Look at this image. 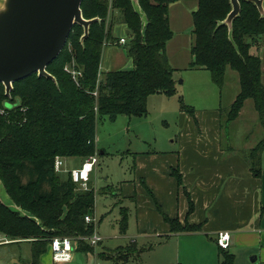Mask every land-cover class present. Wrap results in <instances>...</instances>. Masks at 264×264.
Segmentation results:
<instances>
[{"label": "trees", "instance_id": "trees-1", "mask_svg": "<svg viewBox=\"0 0 264 264\" xmlns=\"http://www.w3.org/2000/svg\"><path fill=\"white\" fill-rule=\"evenodd\" d=\"M179 1L137 0L135 7L131 0H82L83 19L98 20L92 22L82 42L83 28L73 26L62 52L46 67L54 80L33 74L13 83L8 97L0 83V183L18 208L13 210L0 202V235L11 241H29L30 264H39V257L53 238H70L77 241V251L93 252L92 246L78 239L93 234L94 225L85 223L84 218L93 216L95 192L89 183L88 190H79L69 173L59 177L54 172V159L76 158L83 162L95 153L98 119L108 117L113 121L120 115L144 117L149 96L175 95V70L166 55V46L173 38L169 7ZM230 11L229 0H197L196 10L191 13L188 69L208 71L219 90L225 83L227 70L236 73L239 92L226 113L227 122L236 120L244 102L251 100L264 128L261 60L251 53L257 43L264 42V18L254 4L241 1L240 12L229 31L223 21ZM115 25L129 32L125 44L119 46L125 50L132 69L102 75L103 47L119 40L114 35ZM71 63L81 72L77 85L64 71ZM179 102L180 110L194 118V110L181 99ZM263 151L264 139L243 152L254 177L260 175ZM170 175L182 187L178 169H171ZM182 189L190 215L193 203ZM156 209L172 234L202 231L200 224L185 221L181 225L177 218L165 215L157 204ZM121 213L123 233L127 209L123 208ZM135 252L127 246L98 257L113 264L126 263ZM218 256V264H233L234 255L228 249L218 248Z\"/></svg>", "mask_w": 264, "mask_h": 264}, {"label": "rangeland", "instance_id": "rangeland-1", "mask_svg": "<svg viewBox=\"0 0 264 264\" xmlns=\"http://www.w3.org/2000/svg\"><path fill=\"white\" fill-rule=\"evenodd\" d=\"M196 6L197 0H180L169 7V23L174 37L167 43L166 55L175 70L173 73L175 95L149 96L146 103L147 114L144 117L120 115L113 121L108 117H102L96 123L93 155L97 159V164L90 173L89 184L95 192L93 216L97 226L95 232L101 238V242L93 247V253L77 251V241L72 242L73 254L86 259L88 264H113L111 261L98 258V253L119 246H132L137 250L128 257L125 264L219 263L217 245L202 235L178 233L165 237L159 230L139 232L135 205L119 197L123 182L134 180L133 171L136 168L137 156L156 153L179 155L184 148L182 147L184 137L188 142L191 140L187 139V123H192V119L180 110L179 99L185 106L194 110V117L198 122H204L205 118H208V113L218 114L219 108L221 109L220 117L217 116L215 121L219 120L223 145L226 142V147L232 148L228 150L229 152L235 151L239 154L247 152L264 139V128L258 120L251 100L244 102L236 120L232 122L226 120V113L239 92L236 73L227 70L225 83L219 90L212 82L208 71L188 69L191 61L189 48L192 43L191 13L196 10ZM114 33L117 39L120 36L125 37L124 31L120 29L118 31L115 29ZM66 47H69V43ZM251 53L261 60V81L264 85V42L257 43L251 49ZM117 69L131 70V61L126 57L122 46L105 45L100 73L103 75ZM80 162L82 163V160L76 158L63 160L59 177L64 178L70 170L79 167ZM115 194L117 195L114 196ZM0 196L12 204L3 188H0ZM121 208H127L128 212L124 234L119 231ZM97 220H100L98 225ZM228 251L231 252L232 249ZM247 259L250 261V258Z\"/></svg>", "mask_w": 264, "mask_h": 264}, {"label": "crops", "instance_id": "crops-1", "mask_svg": "<svg viewBox=\"0 0 264 264\" xmlns=\"http://www.w3.org/2000/svg\"><path fill=\"white\" fill-rule=\"evenodd\" d=\"M115 29L127 35L124 27ZM121 38L125 37L118 39ZM219 113V110L218 114L208 113L204 122L191 117L192 123H187V139L191 140L188 142L184 137V148L179 155L156 153L137 156L134 180L123 182L119 197L135 205L139 232L159 230L165 237L172 234L157 211V204L169 218H177L182 224L187 221L191 225H202L199 233L179 234L202 235L217 245L218 233L227 232L230 234L228 250L231 248L233 252H229L234 255L233 264H264V151L260 156V175L254 177L244 154L230 153L228 150L232 148H227L226 142L223 145L220 123L215 121L217 116L220 117ZM174 168L182 177V187H178L170 175ZM182 188L193 203L190 215H187L188 201ZM119 231L121 233V228ZM126 247L119 246L98 254ZM31 252L29 241L10 240L8 244H0V264H30ZM73 253L59 257L47 247L39 257V264H88L86 259ZM247 258L254 260L251 262Z\"/></svg>", "mask_w": 264, "mask_h": 264}, {"label": "water", "instance_id": "water-1", "mask_svg": "<svg viewBox=\"0 0 264 264\" xmlns=\"http://www.w3.org/2000/svg\"><path fill=\"white\" fill-rule=\"evenodd\" d=\"M241 1L254 4L264 18V0H229L231 11L223 21L229 31ZM131 2L137 7V0ZM81 3L82 0H0V83L5 96H9L13 83L33 74L54 80L46 67L62 52L73 26L83 28L82 42L92 22L98 20H84ZM0 202L17 210L1 196Z\"/></svg>", "mask_w": 264, "mask_h": 264}, {"label": "built area", "instance_id": "built-area-1", "mask_svg": "<svg viewBox=\"0 0 264 264\" xmlns=\"http://www.w3.org/2000/svg\"><path fill=\"white\" fill-rule=\"evenodd\" d=\"M125 41H126L125 38H121L118 40L117 44L124 45ZM64 71L71 76L73 82L77 85V80L78 78L81 77V72L75 68L74 63L65 66ZM63 160L64 159L59 157H56L54 159L55 173H59L61 171V168L63 166ZM96 164H97V159L94 155H92L87 159H85L80 164L79 167L73 168L68 172L70 174L72 182L77 185L79 190L82 191L88 190L90 173L92 172L93 167ZM84 221L87 224L92 223L94 225V231L90 237L79 238L78 240L87 243L89 246L95 247L101 241V238L95 232V226H96L95 220L91 216H86L84 218ZM73 241L74 240L70 238H53L48 247L52 254L59 257H64L73 251V247H72ZM8 243H10V240L0 235V244H8ZM216 244L219 249L227 250L230 245V234L227 232L218 233Z\"/></svg>", "mask_w": 264, "mask_h": 264}]
</instances>
